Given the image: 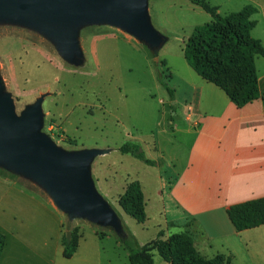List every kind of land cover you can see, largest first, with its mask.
<instances>
[{"label":"rangeland","instance_id":"1","mask_svg":"<svg viewBox=\"0 0 264 264\" xmlns=\"http://www.w3.org/2000/svg\"><path fill=\"white\" fill-rule=\"evenodd\" d=\"M208 1L219 6L222 14L248 3L264 6V0ZM148 15L152 26L165 38L156 53L119 26L86 24L78 33L83 51L80 64L63 57L43 31L0 20L1 94L10 95L16 113L21 115L46 94L41 131L58 147L69 152L109 150L94 158L91 176L97 191L117 213L122 232L63 212L65 226H78L80 233L86 229L102 236L113 235L105 239L103 264H129L130 249L136 250L159 235L158 225L163 223L159 210L164 200L157 195L161 189L158 168L121 153L120 147L126 142L138 143L147 157L158 165L164 164L160 153L171 148L172 127L186 126L181 120L182 100H178L175 117L176 106L168 88L180 85L182 89L180 80L187 73L185 68H192L184 57L185 41L196 25L212 19L192 0H148ZM263 27L259 25L254 35L262 34ZM168 68L174 75L171 78ZM159 75L167 86L160 82ZM0 175L42 188L36 181L1 165ZM133 180L140 182L148 201V219L144 223L125 213L119 204L127 184ZM153 255L154 264H166L157 251Z\"/></svg>","mask_w":264,"mask_h":264},{"label":"crops","instance_id":"2","mask_svg":"<svg viewBox=\"0 0 264 264\" xmlns=\"http://www.w3.org/2000/svg\"><path fill=\"white\" fill-rule=\"evenodd\" d=\"M252 4L258 7L252 34L264 45V27L254 35L264 26V6ZM256 66L260 97L240 107L223 89L185 68L182 89H170L175 117L182 100L186 126L172 127L171 148L160 153L164 164L152 166L158 168L157 195L164 200L158 225L164 238L189 231L202 256L231 254L233 264H264V224L239 230L229 215L232 205L264 197V57H256ZM64 223L63 212L44 189L0 175V231L5 235L0 264H103L105 239L113 235L85 229L77 251L67 258Z\"/></svg>","mask_w":264,"mask_h":264},{"label":"water","instance_id":"3","mask_svg":"<svg viewBox=\"0 0 264 264\" xmlns=\"http://www.w3.org/2000/svg\"><path fill=\"white\" fill-rule=\"evenodd\" d=\"M0 20L43 31L61 55L75 64L82 63L78 33L86 24L119 26L155 53L165 42L150 22L148 0H0ZM1 91L0 84V165L39 183L71 218H87L121 233L117 213L91 176L94 158L109 150L61 149L41 131L46 94L18 115L10 95Z\"/></svg>","mask_w":264,"mask_h":264},{"label":"trees","instance_id":"4","mask_svg":"<svg viewBox=\"0 0 264 264\" xmlns=\"http://www.w3.org/2000/svg\"><path fill=\"white\" fill-rule=\"evenodd\" d=\"M212 17L211 21L196 25L185 41L184 57L190 67L205 80L225 91L237 106H244L260 97L256 57H264V45L252 31L257 25L254 16L258 7L252 3L225 14L208 0H192ZM162 63L166 65L163 59ZM160 82L166 85L162 75ZM167 86V85H166ZM171 98L173 93L168 88ZM123 154H131L150 166L158 165L145 154L138 143L126 142L120 147ZM122 209L139 223L147 219L146 199L138 180L129 182L119 198ZM229 215L239 230L264 224V197L234 204ZM161 230L156 239L140 248L129 250L131 264H154L157 251L168 264H233V256L218 253L211 258L202 256L194 245L189 231L173 233L164 238ZM80 228L67 225L62 236L64 256L72 257L78 249ZM5 246V235L0 231V259Z\"/></svg>","mask_w":264,"mask_h":264}]
</instances>
